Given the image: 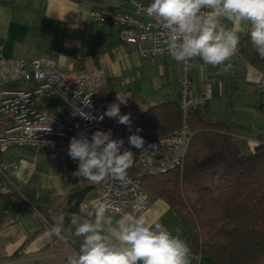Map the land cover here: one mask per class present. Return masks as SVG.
<instances>
[{"label": "crops", "instance_id": "1", "mask_svg": "<svg viewBox=\"0 0 264 264\" xmlns=\"http://www.w3.org/2000/svg\"><path fill=\"white\" fill-rule=\"evenodd\" d=\"M95 7L130 11L122 0H0V59L8 58L5 55L21 57L11 59L44 57L62 71H100L101 96L130 91L137 112L178 101L181 64L170 55L139 56L134 43L120 39L119 27L90 21L88 12ZM221 22L232 27L226 20ZM247 33L246 27L239 30L240 41ZM155 58H160L158 63ZM230 63L233 67L222 73L210 65L197 67L202 64L199 59L192 62V89L210 86L211 97L201 109L202 117L222 123L239 150L248 153L264 139V90L256 87L264 75V61L251 62L244 52ZM4 157L16 160L18 168L3 180L9 196L0 197L4 199L0 202V264H67L84 239L74 234L71 220L94 219L88 212L98 193L97 184L73 175L79 161L69 155L10 147ZM86 186L89 190L81 213L68 212L67 196ZM145 193L151 206L141 214L186 241V230L169 204ZM40 207L49 209L47 216ZM125 214L132 213H107L114 222ZM57 226L63 239L51 232ZM188 245L192 264H215Z\"/></svg>", "mask_w": 264, "mask_h": 264}, {"label": "built area", "instance_id": "2", "mask_svg": "<svg viewBox=\"0 0 264 264\" xmlns=\"http://www.w3.org/2000/svg\"><path fill=\"white\" fill-rule=\"evenodd\" d=\"M130 11L110 8H91L89 19L97 25L119 27V37L134 43L141 57L168 56L167 35L162 23L146 12L151 0H122ZM236 57L244 54L239 43ZM192 62L181 64L179 80V108L182 114L180 127L156 138H145V148L156 145L155 149L141 152L131 146L128 137L135 133L138 112L133 104L130 91L116 92L101 96L102 73L100 71H62L48 58L39 59H0V192L8 189L3 180L7 174L18 168V162L6 159L4 153L10 147L36 149L52 156L68 155L70 139L78 132L86 131L88 138L101 130L111 131L112 138L124 141L121 152L132 150L141 167L152 173H166L182 170L185 156L193 136L186 117L190 110L205 106L211 97L210 86L201 91L192 89L190 71ZM16 85V86H14ZM264 90V75L256 83ZM117 93L126 97L121 104V114H130L131 131L128 126L119 124L117 119L102 116L107 106L117 102ZM100 99V100H99ZM85 115L93 119H85ZM150 157V160L148 159ZM98 193L93 201L108 202L110 213L121 214L130 211L141 214L151 206L141 182L127 172V183L108 177L97 184ZM145 197L144 207L138 213L133 203Z\"/></svg>", "mask_w": 264, "mask_h": 264}, {"label": "clouds", "instance_id": "3", "mask_svg": "<svg viewBox=\"0 0 264 264\" xmlns=\"http://www.w3.org/2000/svg\"><path fill=\"white\" fill-rule=\"evenodd\" d=\"M146 12L162 23L167 51L178 64L188 65L199 59L202 64L197 67L210 65L222 73L228 72L233 67L230 61L239 52L242 27L248 29L258 56L264 58V0H151ZM222 20L232 27L222 24ZM116 99L99 119L115 118L131 131L130 114H121L120 108L126 104V97L117 93ZM83 116L93 119L84 113ZM128 142L141 152L156 146L145 148L144 138L135 133L128 137ZM123 144L122 139L112 138L111 131L97 130L91 139L86 131L78 132L68 147L69 157L79 161L73 175L93 184L109 176L127 183V171L136 159L132 151L121 153ZM144 203L145 197L141 196L133 208L139 213ZM109 207L108 202L92 201L88 216L94 219L71 220L74 234L84 239L79 251L67 258V264H192L193 253L187 242L164 225L150 223L142 214H125L114 222L107 215ZM61 231L58 226L51 230L63 239Z\"/></svg>", "mask_w": 264, "mask_h": 264}, {"label": "trees", "instance_id": "4", "mask_svg": "<svg viewBox=\"0 0 264 264\" xmlns=\"http://www.w3.org/2000/svg\"><path fill=\"white\" fill-rule=\"evenodd\" d=\"M240 42L251 62L264 61L248 33ZM201 109L186 117L193 136L181 173L147 172L136 160L127 172L169 204L196 253L215 264H264V139L242 153L224 125L205 120ZM181 123L179 102L166 101L138 112L135 134L156 138ZM39 210L47 216L49 209Z\"/></svg>", "mask_w": 264, "mask_h": 264}, {"label": "water", "instance_id": "5", "mask_svg": "<svg viewBox=\"0 0 264 264\" xmlns=\"http://www.w3.org/2000/svg\"><path fill=\"white\" fill-rule=\"evenodd\" d=\"M89 187L74 191L67 196L66 208L70 213H81V204L85 199Z\"/></svg>", "mask_w": 264, "mask_h": 264}, {"label": "rangeland", "instance_id": "6", "mask_svg": "<svg viewBox=\"0 0 264 264\" xmlns=\"http://www.w3.org/2000/svg\"><path fill=\"white\" fill-rule=\"evenodd\" d=\"M5 56H7L8 58H21V57L18 56V55H5ZM0 57H2V55H0ZM30 58H38V56H32V57H30ZM154 60H156L157 63H158V61L160 60V58H155ZM149 89H150V88H149ZM103 96H104V97L106 96L105 93L103 94ZM171 96H172V97H175L174 94H172ZM99 100H100V99H99ZM141 171H144V170H141ZM179 172L181 173L182 170H180ZM3 200H4V199L0 200V202H1V203H4Z\"/></svg>", "mask_w": 264, "mask_h": 264}]
</instances>
